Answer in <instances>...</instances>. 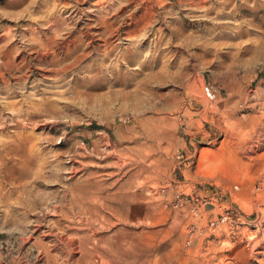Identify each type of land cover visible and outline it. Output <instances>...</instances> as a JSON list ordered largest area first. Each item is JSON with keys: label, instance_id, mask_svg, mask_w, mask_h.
<instances>
[{"label": "rangeland", "instance_id": "rangeland-1", "mask_svg": "<svg viewBox=\"0 0 264 264\" xmlns=\"http://www.w3.org/2000/svg\"><path fill=\"white\" fill-rule=\"evenodd\" d=\"M0 264H264V0H0Z\"/></svg>", "mask_w": 264, "mask_h": 264}]
</instances>
